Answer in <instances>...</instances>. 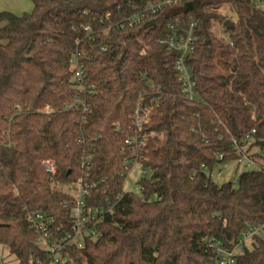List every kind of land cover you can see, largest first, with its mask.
Returning a JSON list of instances; mask_svg holds the SVG:
<instances>
[{"label":"trees","instance_id":"1","mask_svg":"<svg viewBox=\"0 0 264 264\" xmlns=\"http://www.w3.org/2000/svg\"><path fill=\"white\" fill-rule=\"evenodd\" d=\"M230 1L234 19L214 0H194L154 17L141 38L146 24L118 27L139 0H32V12H0V247L16 264L49 263L30 215L52 218L58 237L70 232L84 154L94 235L66 245L65 264H217L211 243L230 252L264 221V10ZM190 15L200 24L194 101L182 95L176 53L160 43ZM73 58L86 67L81 85ZM78 97L84 106L70 108ZM140 97L155 102L135 194L124 190L125 139ZM235 143L261 165L217 184L206 170L237 161ZM235 258L264 264V241Z\"/></svg>","mask_w":264,"mask_h":264},{"label":"built area","instance_id":"2","mask_svg":"<svg viewBox=\"0 0 264 264\" xmlns=\"http://www.w3.org/2000/svg\"><path fill=\"white\" fill-rule=\"evenodd\" d=\"M192 1L194 0H139L141 4L139 6L140 9L124 17L118 22V27L121 30H127L143 24H154V17L164 13L166 10L172 11L176 7H184ZM119 8L120 6H118V9ZM111 18L112 14L108 11L105 15V19L110 21ZM199 28V22L192 19L191 15L186 22H183L180 18H176L174 23L170 25V29L173 33L167 39L160 41V43L166 45L168 50L176 53L174 64L176 75L178 81L181 83L183 97L190 101L199 99V92L194 80V71L189 63V59L196 50V44L199 39L197 33ZM71 66L73 79L76 83L81 85L87 76L85 64L81 62L80 59L73 58L71 60ZM154 102L155 100L152 99L149 103H146L144 97H140L137 103L133 117L134 133L125 139V144L131 155V159L125 160L127 175L133 165H141V161L144 160V148L147 137L152 134L147 135L142 133V131L151 120L152 104ZM81 105L84 106V100L78 97L70 108L77 109ZM46 110L49 111L48 108H46ZM235 149L238 154V162L246 160L248 165L256 164L253 159L241 151L236 143ZM91 160L92 156L90 154H84L82 156L81 169L83 178L80 179L75 186L76 194L70 192L76 201V205L71 210L72 225L70 232H67L62 237H58L50 230L53 224L52 218L45 217V215L40 213H35L29 217L33 227L40 233L39 241L42 240L47 245L45 251L48 253V264H65L67 262V257L64 254L66 245H75L78 248H82L86 236L91 234L94 235L89 225L97 214L86 206V198L89 195L90 186L85 179L90 173ZM43 167L51 178L55 176L57 169L54 161H44ZM206 171L212 176V173L208 170ZM144 173L146 174L147 171H144ZM257 239L264 241V221L247 228L242 233L237 246L230 252L224 251L220 246L214 243H211L210 246L214 249V253H216L217 264H236L235 257L239 254L238 251L241 252L245 247L248 248L247 244H251L250 246H252ZM0 264H4V260L1 256Z\"/></svg>","mask_w":264,"mask_h":264},{"label":"rangeland","instance_id":"3","mask_svg":"<svg viewBox=\"0 0 264 264\" xmlns=\"http://www.w3.org/2000/svg\"><path fill=\"white\" fill-rule=\"evenodd\" d=\"M9 1L13 2V0H0V12L9 11V12L15 13L16 15H22L25 12H28V13L32 12L34 9L32 0H29V2H30L29 9H24V4H20V5H18V7H15V6L10 7V8H13V9H10L9 6H11V5H10ZM112 1H114V0H112ZM252 1L254 2V4L258 8H260L261 10H264V2H262L261 0H252ZM214 3H218V4H216L219 7L218 12L221 13L223 16H226L230 19L235 18L233 13L231 12V1L230 0H214ZM183 8L184 7H176L173 9V12H176L178 10H183ZM152 25H153V23L151 25L146 24L141 29L139 38H141L143 32ZM215 27L217 29L219 28V26H217V25H215ZM254 160H255V158H254ZM256 160L258 161V164L261 165V159L256 158ZM258 164L248 165V162L246 160H242L240 162L234 161V162H229V163H224V164H218L214 167V169L212 171V179L217 184L232 182L234 185H236L237 184V178L243 171L258 169L259 168ZM147 174L148 173H146V174L144 173L141 165H139V164L133 165L131 170L129 171L127 178H126V181L124 183V190L126 192H133L135 194H139V188H138L137 183L141 177L147 176ZM63 190L68 191L67 188H63ZM71 192H72V194H76V191L75 192L71 191ZM38 245L43 250L47 249V245L42 240H40L38 242ZM250 245L251 244H247L248 249H251L252 246H250ZM238 253H240V251H238ZM0 256L2 258H4L6 264H16L15 261L13 260V258L11 256H9V252L7 250H3L1 247H0Z\"/></svg>","mask_w":264,"mask_h":264},{"label":"crops","instance_id":"4","mask_svg":"<svg viewBox=\"0 0 264 264\" xmlns=\"http://www.w3.org/2000/svg\"><path fill=\"white\" fill-rule=\"evenodd\" d=\"M10 2V5L11 6H9V8L10 7H13V6H15V7H18V5H20V4H24V9H29V7H30V2H29V0H13V2H11V1H9ZM32 4V3H31ZM10 9H13V8H10ZM12 11V10H11ZM13 13V12H12ZM15 14V13H14Z\"/></svg>","mask_w":264,"mask_h":264}]
</instances>
